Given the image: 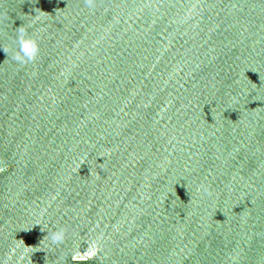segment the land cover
I'll return each instance as SVG.
<instances>
[{
  "label": "water",
  "instance_id": "obj_1",
  "mask_svg": "<svg viewBox=\"0 0 264 264\" xmlns=\"http://www.w3.org/2000/svg\"><path fill=\"white\" fill-rule=\"evenodd\" d=\"M0 264H264V0H0Z\"/></svg>",
  "mask_w": 264,
  "mask_h": 264
},
{
  "label": "clouds",
  "instance_id": "obj_2",
  "mask_svg": "<svg viewBox=\"0 0 264 264\" xmlns=\"http://www.w3.org/2000/svg\"><path fill=\"white\" fill-rule=\"evenodd\" d=\"M17 43L19 45V50L15 55V60L18 63H26L34 60L38 53V46L34 39L29 37L23 26L17 28ZM49 238L52 244H61L65 239V232L63 229L56 230L49 234ZM22 243L25 245L24 241ZM31 246H25V248H30ZM15 250H13L14 254ZM21 260L24 259L23 255L20 257Z\"/></svg>",
  "mask_w": 264,
  "mask_h": 264
}]
</instances>
